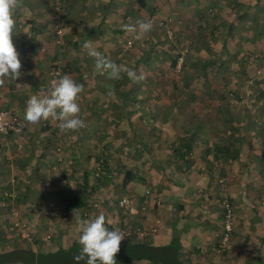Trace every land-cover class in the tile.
<instances>
[{"label": "crops", "instance_id": "crops-1", "mask_svg": "<svg viewBox=\"0 0 264 264\" xmlns=\"http://www.w3.org/2000/svg\"><path fill=\"white\" fill-rule=\"evenodd\" d=\"M152 14L172 15L179 20L178 32L187 34L189 44H197L194 57H199L201 63L210 61V56H226V62L236 58L243 63L239 73L251 64L254 73V54L264 49V0H22L15 13L16 32L12 36L22 65L21 75L14 81L5 78L0 86V106L24 114L27 99L42 89L46 91L50 81L57 78L49 69L60 50L70 60V69L63 74L84 85L78 103L86 126L61 133L49 119L38 124L28 122L20 135L0 133V221L11 208L16 209L23 219L32 220L36 236L52 230L51 249H55L79 240L74 212L80 218L103 213L110 229L142 227L147 236L140 240L167 244L174 237L180 243L179 262L264 264V158L258 154L259 145L242 144L234 159L214 158L207 147L212 149L215 135L195 132L194 125L183 130L182 114L175 106L172 116L149 112V108L171 105L172 100L144 97V83L115 81L107 74H98L94 59L82 48L85 41H90L106 58L120 60L122 54H128L124 41L128 32L121 26L146 20ZM196 26L214 33L192 35ZM213 37H217L216 47H212ZM145 38L150 44L138 51L137 59L141 61L145 50L161 43L157 34L148 33L139 40ZM224 43L229 47L227 51L222 49ZM206 49L210 54L205 57L202 51ZM201 71L197 68V73ZM230 71L226 66L221 73ZM255 78L263 88L264 76ZM127 90L130 94L124 96ZM262 102L259 100L258 106L264 109ZM174 105L181 103L175 101ZM261 111L260 118L239 117L237 121L243 128L238 126L240 130L234 133L260 143V131L264 132ZM153 122L166 124L156 129ZM174 122L178 124H171ZM229 133L227 128L221 134ZM198 135L200 141L196 140ZM204 137L207 141L202 147ZM169 139L176 142L171 145ZM179 140L189 142V146L184 147ZM59 143L61 160L57 159ZM100 161L106 166H100ZM96 171L102 172L100 179ZM220 186L235 209L230 246L221 243ZM146 188L158 201L150 200L144 212H138ZM6 189L12 190L10 197L3 194ZM125 193L133 195L135 213L118 202ZM4 198L7 205L3 207ZM65 200L77 204L66 208L58 205ZM81 200L85 203H78ZM86 200L91 201L89 211L82 207L88 204ZM95 200L97 206L92 204ZM10 235L0 232V249L13 245L6 242L12 238ZM18 240L17 245L36 248L35 242ZM137 260L140 264H162Z\"/></svg>", "mask_w": 264, "mask_h": 264}, {"label": "rangeland", "instance_id": "rangeland-1", "mask_svg": "<svg viewBox=\"0 0 264 264\" xmlns=\"http://www.w3.org/2000/svg\"><path fill=\"white\" fill-rule=\"evenodd\" d=\"M55 2V1H54ZM58 3H61L58 2ZM55 4V3H54ZM62 5V4H60ZM53 15L57 13L56 8L53 6ZM213 12V11H212ZM211 13V11H209ZM60 18L61 13H59ZM174 18V16H173ZM179 20L175 19V32H176V43L169 41L165 35L161 38V32L163 31L161 29H157V27H154L153 30L150 33L157 34L160 38V45L158 44L156 48H152L149 51L148 57L143 58V61L137 60V55L140 53L138 52L140 49H146L149 47L150 42H146L145 40H137L135 39L134 33H129L125 36L124 41L126 43L127 38H132V45L128 46L126 49L128 51V54L124 55L122 54L120 60H113L118 65H124L128 66L135 71H137L138 74H143L144 79L141 80L139 83H144V89L147 88L146 91H144L143 96L149 99H154L158 97H165L166 99H171L172 104L168 105V107L175 108L177 111H181L182 114V121L183 123V130L189 129V126L198 124L200 130L207 135H215L212 139L213 142L215 140L224 142L225 135L221 134L223 130L227 129V126L225 125V119L227 117V113L223 108L229 105L230 112L234 115H238V117L244 113H247V115H256L260 118L261 114L263 113L261 110L264 111L263 107H259L258 105L259 100L263 101L264 103V87L262 88L261 85L258 84V80L255 78V75L253 73V68L251 64V68H248L247 71H243L239 73V70L242 69L243 63L239 62L238 59H234L235 61L231 62V59L227 60L226 66L228 67L230 71L229 74L221 73L224 69V67H220L219 70H216V64L215 66L209 65L207 66V72L206 68H203L201 66V60L199 63H196V59L194 57L196 50H197V44H189L190 42L187 41L188 36L187 34H182L178 32V24ZM134 24V23H133ZM205 27V26H204ZM202 27V28H204ZM194 30V29H193ZM206 31V32H205ZM192 35H201V33H206L207 35L213 34L211 30L207 29H198V27H195V30L192 31ZM195 32H198L195 33ZM216 32L220 34V28H217ZM195 33V34H194ZM165 38L167 40H165ZM216 39V41H215ZM164 41V42H162ZM189 42V43H188ZM213 42H215V45L212 47H216L217 45V37H213ZM176 45V46H175ZM135 47H137V50H135ZM187 48L185 51L182 49ZM181 50V54L183 55L184 60L182 61L183 65H185V69L182 68L179 70L177 69L178 60L176 63H172L171 59L174 58V56L177 54V52ZM147 51V50H146ZM126 53V51H125ZM180 53V52H179ZM178 53V54H179ZM204 53L205 57L210 54V51L207 49L205 51H202ZM199 54V53H198ZM202 57V55L200 56ZM199 58V57H198ZM249 60L251 58L249 57ZM231 62V64L229 63ZM253 64H262L264 62V55L261 59L258 60H252ZM181 66V65H180ZM212 66V69H211ZM220 66V65H219ZM254 66V65H253ZM198 69H205V72H198ZM193 73V77L189 81H185L186 78H188L187 74ZM200 74V75H199ZM190 76V75H189ZM258 76V75H257ZM191 77V76H190ZM258 78V77H257ZM108 78H106L107 80ZM249 80V81H248ZM226 81V82H225ZM212 87H217L214 89L213 93L211 92V95H207L205 89H210ZM163 88V90H162ZM157 89V91H156ZM191 92L194 93V96L191 95ZM133 94V93H131ZM180 101L181 105L177 106L174 105V103ZM259 103V104H258ZM219 105H224L222 109H219ZM164 105L156 106V110L153 111H159L160 113H167L169 111V108ZM168 108V109H167ZM173 110V109H171ZM168 116H172V114H167ZM184 118V119H183ZM259 120V119H258ZM232 125L235 127V123L232 120ZM152 124L155 125L156 129H162V125L166 123L161 122H153ZM177 125V122L171 123ZM196 130V129H194ZM240 130L237 128V131ZM197 131V130H196ZM195 131V132H196ZM240 133V132H239ZM198 134V133H197ZM221 137L219 139L218 136ZM200 135L197 136L196 140L200 141ZM248 139V141H246ZM242 138L241 144H244V146L249 147V144H256L259 145V141L256 140L253 142L252 138ZM176 142V139H169V142L173 143ZM180 141V140H179ZM183 143V141H180ZM179 142V144H180ZM202 147L204 146L205 142H201ZM173 145V144H171ZM264 163V160H262ZM128 195V193H125ZM234 207V205H233ZM235 213V209H234ZM19 214V213H18ZM2 220L6 223V226L3 228L4 231H7L11 233L9 240L6 242H10V245H17L20 240H28L32 241L34 234V228L32 220L29 218H26V221L29 223V230L31 231V237L26 238L21 236L16 226L13 225V221L16 218H13L12 215L7 213L4 215ZM19 217V216H18ZM22 216L18 220L21 219ZM25 219V218H24ZM23 219V220H24ZM33 224V225H32ZM49 232L52 231L51 229L48 230ZM2 233V231H0ZM5 233V232H4ZM47 234V233H46ZM46 234L42 236V238L45 239H51L46 237ZM132 240H140V238L147 236V234H144L143 236H137L135 234H131ZM142 236V237H141ZM36 241V240H35ZM34 241V242H35ZM50 240H48V244L42 245L40 247L42 248H49L51 245L54 247L53 243L49 244ZM7 244V243H6ZM7 248V247H3ZM133 260L135 264H140L137 259H132L130 261H127L122 264H130ZM141 261H147L146 258L140 259ZM155 263V262H153ZM134 264V263H132ZM149 264H151L149 262Z\"/></svg>", "mask_w": 264, "mask_h": 264}, {"label": "clouds", "instance_id": "clouds-1", "mask_svg": "<svg viewBox=\"0 0 264 264\" xmlns=\"http://www.w3.org/2000/svg\"><path fill=\"white\" fill-rule=\"evenodd\" d=\"M22 6V0H0V86L5 78L12 81L21 75L22 67L12 36L16 32L15 13ZM91 26V25H90ZM122 30L135 34L139 40L150 33L153 28L151 20L138 19L134 24H124ZM82 48L94 59V67L98 74H107L109 79L120 80L126 75L133 83L144 79L134 69L118 65L96 51L90 41H85ZM257 75V74H256ZM84 91V85L77 83L68 74H57V78L50 81L47 90L31 95L26 101L24 119L31 124H38L41 120L51 119L57 122L61 133L77 131L85 127L80 117L78 99ZM79 233L78 243L81 249L73 259L79 264H116L115 256L120 250L121 241L126 236L121 230L110 229L106 226V217L103 213L80 218L74 212Z\"/></svg>", "mask_w": 264, "mask_h": 264}, {"label": "trees", "instance_id": "trees-1", "mask_svg": "<svg viewBox=\"0 0 264 264\" xmlns=\"http://www.w3.org/2000/svg\"><path fill=\"white\" fill-rule=\"evenodd\" d=\"M154 27H156V26H154ZM132 42H131L130 45H132ZM173 43L174 44H178L176 42H173ZM125 44H126V47H128L127 46V40H126ZM222 46H223L222 49L225 50V51H227L229 49V47L226 45V43H224ZM150 50H147V51L145 50L146 52L143 53L144 54L143 58L146 59V57H148V55H149L148 53H149ZM260 51H258V52H256L254 54V56H255V58H253L254 60H258V59H256L257 57H261V58L263 57L264 49L261 52ZM180 55H181V50L179 49V51L174 56V58L171 59V62L173 64L176 63L177 60H178V57ZM53 57H61L65 61V66L67 67V70L70 69V60H68L67 57H64L62 51L59 50V52L55 53V55ZM208 59L210 61H203V63L201 64V66L203 68H206L207 66L213 65V64L214 65L216 64V70H219L220 67L221 68L222 67H226V59H227L226 56H224V57H221V56H214V57L210 56ZM139 60H141V58ZM199 61H200V58L197 57L196 58V63H199ZM259 65L260 64L256 63V65L254 66V73H256L255 71H256L257 68L264 67V62L262 63L261 66H259ZM181 68L183 70L185 69V65H183V63H181L180 69ZM203 68H201V70H202L201 72L202 73L205 72V69H203ZM193 75H194L193 73L187 74L188 78H186L185 81H188V80L190 81L191 78L193 77ZM125 80L131 81V80L128 79V77L126 75H123L122 79L115 80V81H121L122 82V81H125ZM215 88H217V87H212L210 89H208V88L205 89L207 95H211L212 96L211 92L213 93ZM128 93H129V90H127V92L125 94L123 92V95L125 96L127 94V96H128ZM191 95L194 96V93L191 92ZM228 106L229 105L227 104V106L225 108H223L224 105L223 106L219 105L218 107H219V109L223 108L225 110V112L227 113V117L225 119V125L227 126L228 130H230V133L225 135L224 142L215 140V142H213V144H212V146H213L212 149L210 147H207L208 152H212L214 158L222 159V160H225V161H227L228 159H234V158H236L239 155L240 146L242 145L241 144V140H242V138H245V137L239 136L238 134L234 133V131L237 130L238 126H241L243 128V124L242 123L241 124L238 123L237 120H240L239 117H241L242 119H245V120H249V118H248L249 115H247V113H244V114H242V115H240L238 117V115H234V114H232L230 112V109H229ZM168 108H169V111L167 113H165V114L160 113L159 111H153L152 112L153 109L156 110V107L149 108L148 111L149 112L151 111L152 113H156V114L160 113V114H162V115H164L166 117L168 116L167 114H169V113L174 115V110H171L173 108H171V107H168ZM148 111H147V113H148ZM232 120L236 124L235 127L232 125L233 124ZM152 125H153V128H154L155 125L154 124H152ZM198 127H199V125L195 124L193 126V129H196L197 131L202 132L200 130V128H198ZM196 130H194V131H196ZM260 132H261V134H263V138H264V132L263 131H260ZM193 135L194 134L190 135V139L191 140H193ZM240 135L245 136L246 133L245 134H240ZM220 137L221 136H218L217 139H219ZM263 138H261V142L259 143V147H258L259 148L258 154H259V156L261 158H264V143H263L264 139ZM203 139H204V142L207 141V139H205V137ZM246 139L247 138H245V140ZM246 141H248V139ZM177 143H179V142H177ZM171 144H173V143H171ZM182 145L184 147H187V146H189V142L188 143L184 142ZM174 149L178 150V148L176 146H175ZM178 154H179V156H182L181 153H178ZM101 164L105 165L104 161H100V166H101ZM101 171L103 172V169ZM102 172H98V174H96V172H95V176L97 177V179L101 178ZM218 178L220 179V177H218ZM222 181H223V179H222ZM222 181H220V182H222ZM221 187L222 186L219 187L220 188V198L223 195H225V194L227 195V193L225 191L224 192L221 191V190H223V189H221ZM146 189H149L150 193L144 192V196L143 197H148L149 198V202H150V200H154L155 199V193H153V191L150 188H146ZM227 197H228L229 201L231 202L230 197L228 195H227ZM83 202L85 203V200H81L78 203L82 204ZM86 202L88 204L86 206H82V207H85L86 210H88L89 207H90V202L91 201H87L86 200ZM74 204H77V203L73 202L71 200H69V201L65 200V201L61 202L60 204H58V205H62V206L64 205L63 206V208H64L65 206L66 207L70 206V205L74 206ZM148 205H149V203H148ZM141 209L142 208L139 206L138 212L141 211ZM222 217H223V215H222ZM234 222H235V213H234ZM136 227H140V226L137 225ZM140 228H142V227H140ZM131 229H133V228H131ZM53 234L54 233L52 231L49 232V237L48 238H51V239H45V238H42V236H40V237L36 236V235L33 236L32 242H34L36 240L35 241V243H36V248L35 249L32 248V247H29V246H22V245L21 246L20 245H12L11 247L0 249V264H7V263H21V264H77V262L73 259V257L75 255H77L79 253L80 249H81V246H80V244L78 243L77 240L73 241L69 245H58L55 249H51L52 245H51V247L45 248V249L40 247L42 245L46 246L48 244V240H50L49 244L53 243V239H52ZM135 235H139V234H135ZM129 236H131V237H128V239H129L128 241L120 244V250L115 256L116 264H122V263L130 261L132 259H142V258H147V259L151 260L152 262H155V263L160 262L162 264H186V263H183V262H179V260H178L177 251H178V249L180 247V243L177 240H175L174 237L171 238L170 242H168L167 244H152V243H149L148 241L132 240V235H129ZM142 238H140V239H142ZM79 264H85V261L82 260V261L79 262Z\"/></svg>", "mask_w": 264, "mask_h": 264}, {"label": "built area", "instance_id": "built-area-1", "mask_svg": "<svg viewBox=\"0 0 264 264\" xmlns=\"http://www.w3.org/2000/svg\"><path fill=\"white\" fill-rule=\"evenodd\" d=\"M146 20H151L154 26L159 27L169 41L171 42L177 41L176 32H175L176 30L175 18H173L172 15L156 16L155 14H152L148 16ZM131 42H132V38L131 37L127 38V46H130ZM186 49L187 48L185 47L182 50L185 51ZM178 59H179L178 60L179 63L177 65V69L179 70L180 65L184 59L183 55L181 54L178 57ZM66 71H67V67L65 66V61L61 57H55L49 69L50 74L53 76H57V74L62 75ZM255 72L258 76H264V67L257 68ZM27 123L28 122L24 119L23 113L0 106V133H15L20 135L24 132ZM52 125L57 128V122L53 121ZM56 150H57V159L61 160L62 145L60 143L57 144ZM98 172L99 171H96V174H98ZM145 192L150 193L149 189H146ZM3 194L5 195V197H10L12 195V190L9 191L8 189H6L4 190ZM154 201H158V199L156 200L155 197ZM118 202L120 205H125L130 213H135L137 211V207L134 205L133 202L132 194L129 195L124 194L123 196L119 197ZM148 203H149L148 197H143L140 200V207L142 208V210L146 208ZM220 203L223 208V217L221 223V229H222L221 243L222 245L230 246V237L234 226V208H233V204L229 201L226 194L221 197ZM1 204L3 207L7 205V199L4 198ZM92 204L93 206H97L98 202L95 200L92 202ZM8 212L12 215L13 218H16L12 224L16 226L18 233L23 237L30 238L31 231L29 230V223L26 221V219L23 220V218H21L22 220H18L20 218V215L18 214L16 209L11 208L10 211ZM84 214H87L86 210H84ZM5 226L6 223L4 221H0V231L4 230L3 228ZM121 231L125 235H131L134 233L139 235L145 234V231L140 227H135L133 229L126 228V229H122ZM46 237H49V234H46Z\"/></svg>", "mask_w": 264, "mask_h": 264}]
</instances>
